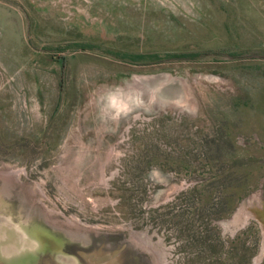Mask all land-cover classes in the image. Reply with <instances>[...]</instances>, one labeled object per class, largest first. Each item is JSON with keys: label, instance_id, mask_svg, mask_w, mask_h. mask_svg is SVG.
<instances>
[{"label": "rangeland", "instance_id": "1", "mask_svg": "<svg viewBox=\"0 0 264 264\" xmlns=\"http://www.w3.org/2000/svg\"><path fill=\"white\" fill-rule=\"evenodd\" d=\"M261 209L264 0H0L2 254L264 264Z\"/></svg>", "mask_w": 264, "mask_h": 264}, {"label": "flooded vegetation", "instance_id": "2", "mask_svg": "<svg viewBox=\"0 0 264 264\" xmlns=\"http://www.w3.org/2000/svg\"><path fill=\"white\" fill-rule=\"evenodd\" d=\"M118 241V239L108 238L90 239L85 244L64 242L62 247L41 248L40 255L42 257L64 256L73 258V260H50L54 264H150L153 262V260H145L141 254L132 251L128 244H119ZM4 246L1 249L3 254L0 252V264H28L29 260L26 255L23 257L20 254L19 259L11 260L8 256L10 245L5 242ZM107 256H111V259H106ZM74 257H78V259H74Z\"/></svg>", "mask_w": 264, "mask_h": 264}, {"label": "water", "instance_id": "3", "mask_svg": "<svg viewBox=\"0 0 264 264\" xmlns=\"http://www.w3.org/2000/svg\"><path fill=\"white\" fill-rule=\"evenodd\" d=\"M254 213L259 222L261 223L262 227L264 228V209L257 210ZM35 235L39 239L41 248L43 249L46 247L55 248L57 246H63V240L55 238L53 235H51V233L46 230H39V232H36ZM106 259H111V256H107Z\"/></svg>", "mask_w": 264, "mask_h": 264}, {"label": "trees", "instance_id": "4", "mask_svg": "<svg viewBox=\"0 0 264 264\" xmlns=\"http://www.w3.org/2000/svg\"><path fill=\"white\" fill-rule=\"evenodd\" d=\"M221 204L223 205V202H222ZM218 211H220V210H218ZM218 211H217V212H218Z\"/></svg>", "mask_w": 264, "mask_h": 264}]
</instances>
